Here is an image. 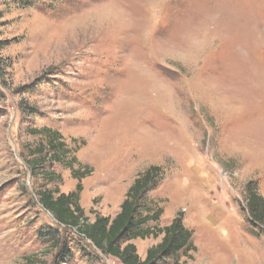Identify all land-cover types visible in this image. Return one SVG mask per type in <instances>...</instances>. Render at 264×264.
<instances>
[{
    "label": "rangeland",
    "instance_id": "1",
    "mask_svg": "<svg viewBox=\"0 0 264 264\" xmlns=\"http://www.w3.org/2000/svg\"><path fill=\"white\" fill-rule=\"evenodd\" d=\"M43 126L68 164L91 168L79 198L90 221L113 217L158 165L146 194L162 213L148 225L178 217L191 230L184 264H264L245 209L248 183L264 197V0H0V264H123L52 230L37 190L77 180L61 163L51 182L47 164L30 168ZM162 236L130 241L144 258Z\"/></svg>",
    "mask_w": 264,
    "mask_h": 264
},
{
    "label": "trees",
    "instance_id": "2",
    "mask_svg": "<svg viewBox=\"0 0 264 264\" xmlns=\"http://www.w3.org/2000/svg\"><path fill=\"white\" fill-rule=\"evenodd\" d=\"M19 1V0H18ZM22 1V0H20ZM37 135L38 143L28 161L30 168L44 167L41 170L47 182L60 179V174L50 167L51 164L61 163L68 167L76 178L75 189L67 193L52 189L43 182L37 190L38 202L41 207L51 213L55 233L71 230L87 239L97 250L118 258L123 264H184L180 260V253L195 249L192 244V232L175 217L165 226L148 225L157 222L162 208L147 198V192L153 189L163 177V171L158 165H151L142 170L128 187L125 198L120 204V210L113 216L95 215L90 221L79 203L82 190L81 179L91 173V168L81 165L74 168L73 163L68 164L66 156L72 150L66 147L63 136L54 128L43 126L31 132ZM75 162L78 160L72 156ZM245 209L250 223L264 233V197L257 191L255 183H248L245 196ZM60 229V230H59ZM163 233L162 239L152 245L144 258L136 252V247L130 240L136 237L157 236ZM55 245H58L56 242ZM58 257H69L66 246L59 247Z\"/></svg>",
    "mask_w": 264,
    "mask_h": 264
}]
</instances>
